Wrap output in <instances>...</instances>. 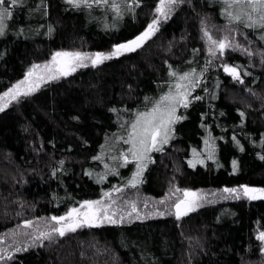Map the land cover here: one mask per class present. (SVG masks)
I'll return each instance as SVG.
<instances>
[{"label":"trees","instance_id":"1","mask_svg":"<svg viewBox=\"0 0 264 264\" xmlns=\"http://www.w3.org/2000/svg\"><path fill=\"white\" fill-rule=\"evenodd\" d=\"M157 4L158 0H143L135 13L125 10L118 18L110 6L88 9L70 6L67 0H25L14 8L6 34L0 36V92L56 51L111 50L144 29ZM221 12V0H185L142 48L47 82L0 111V240L13 227L36 235L35 227L24 225V220H32L41 230L50 228L55 223H49L52 215H62L85 199L106 198L105 191L126 183L136 162H123L129 145L117 138L124 135L121 123L125 118L130 123L134 110H143L145 96L158 97L167 90V84L160 85L170 79L169 64L180 71L201 70L206 60L211 61L201 86L192 93L203 99L179 109L186 118L175 126L174 138L163 152L151 153L153 161L141 183L120 193L136 191L125 203L154 200L152 206L162 212L166 205L159 201L177 187L216 190L229 198L182 219L174 213L152 212L154 216L143 219L53 234L48 246L32 243L28 234L19 241L24 251L3 246L6 259L0 264H264L258 238L264 231V197L233 199L223 191L243 184L264 187V63L228 50L223 61L247 68L243 83H238L218 66L219 55L210 57L201 21L206 20L208 27H225ZM240 28L259 53L264 41L253 30ZM248 38L241 35L238 40L247 44ZM114 107L119 119L111 111ZM209 137L215 138L216 158L193 168L192 149L207 157ZM102 153V159H92ZM105 173L107 178L101 180L98 174Z\"/></svg>","mask_w":264,"mask_h":264},{"label":"snow or ice","instance_id":"2","mask_svg":"<svg viewBox=\"0 0 264 264\" xmlns=\"http://www.w3.org/2000/svg\"><path fill=\"white\" fill-rule=\"evenodd\" d=\"M24 2L25 0H0V36L6 34V30L8 29L7 21L13 16L14 8L19 7ZM41 3H43V0H41ZM67 3L75 8L84 7L88 9H92L93 7L107 8L110 6L119 18L124 15L125 10L135 13L136 7L141 5L143 0H121L120 3H117L116 0H111V3L110 0H67ZM184 3L185 0H158L153 17L146 27L132 38L116 43L109 51L59 50L52 54L51 60H46L43 64H33L23 79L17 80L6 91L0 92V111L6 109L14 101L19 102L22 97L38 91L46 81L69 76L76 72L78 68L87 67L88 64L94 66L100 65L107 60L120 57L125 53H132L142 48L159 31L161 22L167 21L175 10ZM221 4V14L227 21L225 28L221 30L223 34L221 36H214L213 32L209 30L207 21L202 20L203 38L206 40L207 52L210 54V57L215 59L219 55L221 62L218 63V66H222L223 71L229 73L238 83H243L244 76L242 72H247V68L240 64H230L223 61L222 58L228 50L241 51L249 57L256 54L250 47L254 41L248 38V32H241L240 26L253 30L259 36V39L264 41V0H221ZM111 26L115 27L114 24ZM51 31L52 26L49 25V32ZM20 32H23V28L20 29ZM239 35H244L248 38V43H240L236 39V36ZM198 51L199 49H193L194 53ZM259 56L262 63H264V48L259 49ZM210 63V60H206L201 70L190 67L186 71H180L175 69L171 64L168 65L170 79L161 82L160 85L167 84V90L162 91L158 97L145 96L143 110H134L135 114L131 118L130 123H128L127 118L121 123V130L124 132V135H119L117 138L129 145L122 153L123 162L125 164L129 160L136 162V170L132 173L131 177L126 180L125 184L105 191L104 197H107V200L103 197L97 200L85 199L80 201L79 206L72 205L62 215H52L49 223H55H52L50 228L41 230L39 227L33 225L32 220H24V225L35 227L36 235L31 237L32 243L39 242L43 244L45 239L51 240L53 234L64 236L66 233L76 231L84 226L123 223V216L128 215L131 218L133 212L137 213L136 219L144 218V215L139 212L135 200H129L128 204L131 210L124 211L117 218V213H120L121 210L117 206V201L112 199V194L120 193L123 188L128 186L135 187L141 183L144 170L153 161L151 153L153 151L163 152L164 146L170 142L175 132V124L186 118L179 113V109L181 107L187 109L191 106L193 100L203 99L202 96H193L192 93L197 87L201 86L200 82L210 67ZM248 75H251V73H248ZM125 110L129 112L133 111L130 109ZM111 111L117 113L118 119L120 118L119 109L114 107ZM243 115L244 113L241 111V116ZM76 119H79V117H76ZM241 122L243 123V121ZM125 123L128 124L127 128H124ZM236 143L239 144V140H236ZM261 143L264 145V141ZM204 151L207 153V157L200 156L196 148L192 149L193 159L189 160V163L193 168L197 164L207 166V160L216 158L214 137L205 139ZM102 157L103 153L101 156H95L92 159L100 160ZM116 159L118 157L113 156V160ZM63 163L64 161L61 160L60 164L62 165ZM232 164L233 170H237V161L233 160ZM109 167V165H105V168ZM110 170L116 175L120 174L117 168H110ZM53 174L55 175V170ZM91 174V171H89V175ZM98 175L101 180L107 178L106 173ZM223 191L232 194L231 198L233 199L241 195L247 196L252 200L264 197V187H255L248 184L238 187H225ZM177 192L180 195L176 196L172 204V210L178 218L199 208L205 199L201 190L177 187L171 195L174 196ZM221 198L227 199L229 197L222 196ZM154 214L163 216L166 212L156 209ZM258 238L264 241V231L258 233ZM24 250L23 247L19 246L15 248L16 252ZM3 252L4 249L0 248V261L6 259ZM11 258L9 257V259Z\"/></svg>","mask_w":264,"mask_h":264},{"label":"rangeland","instance_id":"3","mask_svg":"<svg viewBox=\"0 0 264 264\" xmlns=\"http://www.w3.org/2000/svg\"><path fill=\"white\" fill-rule=\"evenodd\" d=\"M225 27H209V30H211L212 32L213 31H216L217 32V34L216 33H214L213 32V34H214V36H221L223 33H222V29H224ZM238 37L239 38H241V35H239V36H236V39H238ZM147 42H149V40L147 41ZM147 42L145 43V44H147ZM207 44V43H206ZM253 52H255L256 54L255 55H252L250 58L251 59H256L257 60V62H260L261 64H263L262 63V61H261V59H260V56H259V53L257 52V51H255V50H253ZM52 57V56H51ZM249 57V56H248ZM49 60H51V58L49 59ZM40 64H43V62H41ZM263 67H264V64H263ZM81 68H83V67H81ZM78 69H80V68H78ZM73 74V73H72ZM62 78V77H61ZM47 82H50V81H46V83ZM30 95H28V96H24V97H22V98H26V97H29ZM13 103H17V102H13ZM180 111V110H179ZM178 123V122H177ZM177 123L175 124V126L177 125ZM174 134H173V136H172V138H171V140L174 138ZM136 191H126V190H124V193H120L119 194V196L116 198V197H113L112 199H115L116 201H117V206L120 208V210H121V212L120 213H117V218H118V216L121 214V213H123L124 211H130L131 209H130V205L128 204V202L127 203H125V200H126V198L127 197H130V195L131 194H133V195H135L136 193H135ZM125 193H128L129 195H126ZM203 194H204V196H205V199L202 201V203H201V206L199 207V208H197V209H195L194 211H196V210H198V209H200V208H203L204 206H206V205H213V204H215V202H217V200H226V199H224V198H221L223 195H222V192H219V191H216V190H214V191H203L202 192ZM175 198H176V196L174 195H171V193H169L168 194V196H166V200L165 201H163V202H161V201H159L161 204H164V205H166V208H164L165 209V212L168 214V215H170V214H172V213H174V211L172 210V204H173V202H174V200H175ZM219 198V199H218ZM105 200H107L108 198L106 197V198H104ZM122 199H124V200H122ZM124 202V203H123ZM149 202H152V203H142V204H139L138 202L136 203L137 204V208L139 209V212L141 213V214H143V215H150V216H154L153 215V213L152 212H155L156 211V209H154V207L152 206L153 205V203L155 202L154 200L153 201H149ZM146 205V206H145ZM149 206V209H148V211H145V208H148V206ZM190 213H193V211L192 212H190ZM190 213H188L187 215H189ZM175 214V213H174ZM134 217H133V216ZM132 215H131V218L128 216V215H124L123 216V221H125V220H127V221H131V220H133V219H136L135 217H136V215H137V213L136 212H133L132 213ZM156 216H158V215H156ZM186 216V215H185ZM184 217V216H183ZM180 219H182V217H180ZM44 227L45 226H41V228H42V230H45L44 229ZM31 235V237H32V232H30V229H25V230H19V229H17V228H15V227H13V229H10L9 231H7L6 232V234L3 236V239H1L0 240V248H3V246L4 247H20V245H23L22 243H20L19 241L21 240V239H23L24 237H25V235ZM44 243H46L44 246H48V244H50V243H52V241H50V240H48V239H46V240H44L43 241ZM262 244H263V249H262V253H261V255H263V257H262V259L261 260H263L264 261V241H262ZM93 246H94V244H93ZM94 248V247H93ZM5 252V251H4ZM4 252H3V255H4ZM5 256V255H4ZM3 262H4V260H3ZM0 263H2V261H0Z\"/></svg>","mask_w":264,"mask_h":264}]
</instances>
